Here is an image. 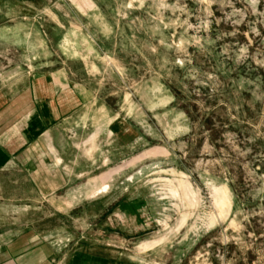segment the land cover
I'll list each match as a JSON object with an SVG mask.
<instances>
[{"label":"rangeland","instance_id":"obj_1","mask_svg":"<svg viewBox=\"0 0 264 264\" xmlns=\"http://www.w3.org/2000/svg\"><path fill=\"white\" fill-rule=\"evenodd\" d=\"M0 106V263L264 264V0H0Z\"/></svg>","mask_w":264,"mask_h":264},{"label":"crops","instance_id":"obj_2","mask_svg":"<svg viewBox=\"0 0 264 264\" xmlns=\"http://www.w3.org/2000/svg\"><path fill=\"white\" fill-rule=\"evenodd\" d=\"M56 90L57 91H59V89L58 88H56ZM29 93H30V95H31V97L33 98L34 97V94H33V89H31V91H29ZM23 94V93H22ZM19 98L20 97H22L21 96V94L18 96ZM18 97H14L12 100L13 101H15ZM55 99H53V104H55V106H59V95H58V92H57V95H55V97H54ZM40 102V101H39ZM12 102H4V104H7V107H9L10 106V104H11ZM0 108H2V106H0ZM10 108V107H9ZM42 108V109H41ZM27 110V109H26ZM26 110H23V111H21V112H25ZM11 111V114H9L10 116H11V119H10V121L8 122L9 123V125H10V128H8V127H5V128H3L2 130H3V132L5 131V129H8L9 131H11V130H13V128H11L14 124H15V122H16V120L19 118V117H21L23 114H17V112L15 111V109H12V110H10ZM35 111H37V113H38V117H41L40 116V114H43V113H47L48 111H47V105H40V103H36V109H35ZM27 113V111L24 113V114H26ZM1 130V131H2ZM0 264H7V263H0Z\"/></svg>","mask_w":264,"mask_h":264}]
</instances>
